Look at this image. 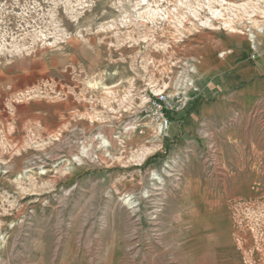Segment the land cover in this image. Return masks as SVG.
I'll list each match as a JSON object with an SVG mask.
<instances>
[{"label": "rangeland", "instance_id": "1", "mask_svg": "<svg viewBox=\"0 0 264 264\" xmlns=\"http://www.w3.org/2000/svg\"><path fill=\"white\" fill-rule=\"evenodd\" d=\"M219 29L246 31L257 61L264 0H0V59L30 73V90L123 96L120 113L97 118L115 120L114 135L73 126L17 156L22 166L0 160V264H264V73L231 88L229 118L213 128L200 119L190 146L175 145L171 124L170 140L155 122L141 133L126 126L172 89L183 58L196 59L197 81L196 52ZM240 89L253 96L245 101ZM81 138L102 159L85 189L70 163L44 176L24 171L36 154L77 152Z\"/></svg>", "mask_w": 264, "mask_h": 264}, {"label": "crops", "instance_id": "2", "mask_svg": "<svg viewBox=\"0 0 264 264\" xmlns=\"http://www.w3.org/2000/svg\"><path fill=\"white\" fill-rule=\"evenodd\" d=\"M214 33L215 39L207 45L203 43L201 49L196 52L202 55L197 73L201 101L187 118L184 117V121H179L182 115L171 117L169 131L172 136L181 135L175 145L188 143L190 146L191 141L196 143L194 139L187 140L186 137L190 136L200 119L208 120L212 127L219 123L216 121L229 118V105L233 101H238V97L231 96L230 89L264 73V56L259 57L257 61L253 60L250 39L246 31L225 32L219 29ZM171 48L173 49V46ZM14 59L13 57L0 59V160L5 164L22 166L25 159L18 160L16 157L32 149L44 147L50 142L51 134L57 130L62 131L73 126L91 130L105 126L104 128L109 130L108 134L111 136L115 134V120L100 123L97 118L112 115L111 109L120 113L123 106L122 95L110 94L103 100L95 98L94 93L88 88L77 91L76 87L65 97L60 95L46 97L36 89L30 90V73L15 67ZM239 92L242 97L245 96V101L253 96L247 89H240ZM223 113L226 114L222 115ZM144 125L147 126L145 123ZM144 130L143 128L141 132ZM101 132L99 130L98 133ZM129 135L131 137V134ZM167 136V140H170L171 134ZM94 166L74 165L70 169L69 177L77 187L85 189L84 179L100 172L95 171Z\"/></svg>", "mask_w": 264, "mask_h": 264}, {"label": "built area", "instance_id": "3", "mask_svg": "<svg viewBox=\"0 0 264 264\" xmlns=\"http://www.w3.org/2000/svg\"><path fill=\"white\" fill-rule=\"evenodd\" d=\"M175 72L177 74L172 89L170 91L162 92L151 96L146 106L142 107L128 123V131H140V126L144 123L155 122L158 130L163 135H168V125L171 124V117L175 115H183L187 107L197 99L200 92V87L196 81V59H189L188 57L180 60L175 65ZM73 130V129H72ZM127 130V129H126ZM103 134L96 133L95 138L99 140L103 147H106L109 139L103 138ZM79 149L73 152L68 149L66 153H48L36 154L26 163L25 172L32 169H37L40 176L46 175L50 170L61 164L67 165H87L100 164L101 154L94 150V144L88 143L85 139L77 141ZM68 147H70L68 145ZM169 168L170 165H169ZM177 174V173H176Z\"/></svg>", "mask_w": 264, "mask_h": 264}, {"label": "bare ground", "instance_id": "4", "mask_svg": "<svg viewBox=\"0 0 264 264\" xmlns=\"http://www.w3.org/2000/svg\"><path fill=\"white\" fill-rule=\"evenodd\" d=\"M221 4V3H220ZM218 12H220V10L217 8V9H214L213 11H212V15L215 17V16H218V15H221V14H219ZM222 12V11H221ZM184 17H186L185 16V14H182L181 16H180V19H183ZM210 18H206V20H202L203 22H202V24H205V25H208L209 24V22H210ZM182 21V20H181ZM180 21V22H181ZM230 23H231V17H229V18H227L226 20H225V24L226 25H230Z\"/></svg>", "mask_w": 264, "mask_h": 264}]
</instances>
